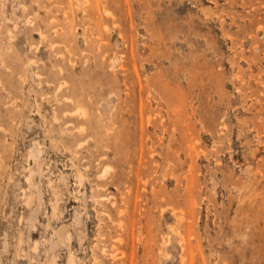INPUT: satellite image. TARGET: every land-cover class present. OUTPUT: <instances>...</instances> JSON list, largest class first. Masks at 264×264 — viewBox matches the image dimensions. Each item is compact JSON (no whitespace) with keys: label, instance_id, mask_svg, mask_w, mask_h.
Listing matches in <instances>:
<instances>
[{"label":"rangeland","instance_id":"374dc122","mask_svg":"<svg viewBox=\"0 0 264 264\" xmlns=\"http://www.w3.org/2000/svg\"><path fill=\"white\" fill-rule=\"evenodd\" d=\"M0 264H264V0H0Z\"/></svg>","mask_w":264,"mask_h":264}]
</instances>
